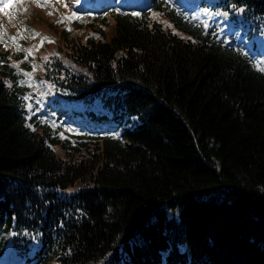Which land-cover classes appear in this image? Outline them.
I'll list each match as a JSON object with an SVG mask.
<instances>
[{
    "label": "trees",
    "instance_id": "obj_1",
    "mask_svg": "<svg viewBox=\"0 0 264 264\" xmlns=\"http://www.w3.org/2000/svg\"><path fill=\"white\" fill-rule=\"evenodd\" d=\"M143 1L151 9L110 14L109 37L106 18L79 40L50 27L40 110L0 49V255L264 264V71L167 0ZM217 2L264 33V0ZM64 114L121 136L73 134Z\"/></svg>",
    "mask_w": 264,
    "mask_h": 264
},
{
    "label": "rangeland",
    "instance_id": "obj_2",
    "mask_svg": "<svg viewBox=\"0 0 264 264\" xmlns=\"http://www.w3.org/2000/svg\"><path fill=\"white\" fill-rule=\"evenodd\" d=\"M101 0H95L92 8H78L83 0H0V49L6 50L9 53V57L12 62L15 64L17 70H19L21 76L23 77V84L29 88L27 98L25 99L26 108L31 105L35 106V109H41L43 103L39 100L38 95H32V91H36L37 87H40V82L37 81V69L40 67L38 65L39 60L45 59L51 51L49 47L52 45L53 50H57L55 46L57 36L52 33L50 27H63L69 34L70 37L85 38L88 36V27L86 24L94 20L95 24L99 23V20L108 21L109 24L105 27L108 37L113 32V23L111 19L106 18L109 10L111 8H117L119 10L125 11L129 8H125L124 4L126 0H118L117 5L113 7V3L106 4L104 7H100L99 10L96 9L97 4ZM175 5L180 6L178 0H171ZM136 3H140V0H134ZM189 5H194V0H186ZM5 4H8V7H4ZM67 5V6H66ZM55 8L57 11H54ZM182 8V7H181ZM188 13H194V17L199 19L204 23H214L215 27H218L221 32H223L226 38L234 42L236 46L249 51V44L247 43L246 36L243 35L239 30H234L232 24L226 19L220 18L222 14H212L210 9L200 10L199 8L194 7H184ZM135 10L137 13L141 12L142 8L133 6L130 8ZM92 12H91V11ZM73 14L79 16L80 19L73 17ZM156 17L162 19L164 24L170 26L173 31L177 30L173 27L172 23L166 19L154 13ZM98 16V17H96ZM60 17H63L65 23H59ZM103 18H106L103 20ZM96 26V25H95ZM76 28H81L80 31H77ZM67 29H71L68 31ZM34 30V31H33ZM34 33H39L37 36ZM96 36V33H94ZM93 35V34H91ZM43 37H49L54 43L44 42L41 47V40ZM263 39L262 36L256 37L258 42H261ZM44 46L46 48H44ZM31 50V54L29 53ZM250 52V51H249ZM257 67L259 69L264 68V57L260 54L253 55ZM22 60V61H20ZM25 67V68H24ZM30 67V68H29ZM31 75H28V74ZM32 98L33 100H30ZM37 100L38 102H35ZM46 112H42V117H45L46 120L55 127V118L48 117L45 115ZM67 121L66 124L62 126L67 129L69 132L75 134L81 130L85 132L87 127L80 124L79 122H73L70 120V117H65ZM4 258H0V264L4 261ZM14 259H12V262Z\"/></svg>",
    "mask_w": 264,
    "mask_h": 264
},
{
    "label": "snow or ice",
    "instance_id": "obj_3",
    "mask_svg": "<svg viewBox=\"0 0 264 264\" xmlns=\"http://www.w3.org/2000/svg\"><path fill=\"white\" fill-rule=\"evenodd\" d=\"M9 5L8 4H5L4 7H8ZM67 6V5H66ZM73 17L76 18V19H80L79 16H76L75 14H73ZM60 22H63V21H60ZM68 31H71V29H67ZM34 31V30H33ZM35 35L39 36L40 34L39 33H34ZM44 42H48V43H54V41H52L49 37H43L42 40H41V47L43 46V43ZM29 53L31 54V50H29ZM45 59H47V57H45ZM261 71H264V68H261L260 69ZM28 75H31L30 73ZM29 127H31V125H29Z\"/></svg>",
    "mask_w": 264,
    "mask_h": 264
}]
</instances>
